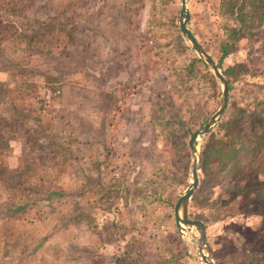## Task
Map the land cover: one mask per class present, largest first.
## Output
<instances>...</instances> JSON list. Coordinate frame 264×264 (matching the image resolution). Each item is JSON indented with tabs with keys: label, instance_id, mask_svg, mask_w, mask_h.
Wrapping results in <instances>:
<instances>
[{
	"label": "rangeland",
	"instance_id": "374dc122",
	"mask_svg": "<svg viewBox=\"0 0 264 264\" xmlns=\"http://www.w3.org/2000/svg\"><path fill=\"white\" fill-rule=\"evenodd\" d=\"M220 3L185 0L235 65L192 157L221 87L181 0H0V264H264V21L221 61Z\"/></svg>",
	"mask_w": 264,
	"mask_h": 264
},
{
	"label": "water",
	"instance_id": "95a60500",
	"mask_svg": "<svg viewBox=\"0 0 264 264\" xmlns=\"http://www.w3.org/2000/svg\"><path fill=\"white\" fill-rule=\"evenodd\" d=\"M185 7V0H181V10H180V20L178 23V28L180 33L190 42L191 48L195 49L198 54L200 55L201 59L205 62L207 67L211 70L212 74L216 77L218 82L220 83L221 87V101L218 109L215 113L209 116L202 125L194 131V133L190 137V148L192 150V157H194V152L197 151L199 157V150L196 144V136L199 137L207 130L209 127L221 116L226 108L227 105V97H228V86L226 84V80L222 75L221 71L216 66L215 62L208 56L205 50L199 45L198 41L195 39L194 35L190 33L187 29L186 20H187V13ZM199 159H197V163H193V167L190 170L191 181L189 185L182 191V194L179 196L177 202L174 205V216H175V223L177 226L182 225H191L198 229L199 231V241L202 242L203 240V223L199 219H190L187 214V206L188 201L193 194L192 192L195 189L197 184V172L196 169L198 168ZM198 249L200 255L206 264H214L213 261L204 254L202 246L198 245Z\"/></svg>",
	"mask_w": 264,
	"mask_h": 264
},
{
	"label": "trees",
	"instance_id": "16d2710c",
	"mask_svg": "<svg viewBox=\"0 0 264 264\" xmlns=\"http://www.w3.org/2000/svg\"><path fill=\"white\" fill-rule=\"evenodd\" d=\"M261 2L262 0H221L219 13H223V17L229 21V27L225 28L227 36L219 49L221 61L233 52V47L238 42L241 31L248 27L245 23L250 22L249 33L254 34L253 32L258 31L260 35V29L258 28L264 21V11L262 12L261 10ZM223 7L224 11L222 10ZM216 65L220 66L219 63H216ZM234 68L235 65L225 67L222 69V73L228 76L232 74L231 72ZM231 151L234 152V150H230V155H233L234 153Z\"/></svg>",
	"mask_w": 264,
	"mask_h": 264
},
{
	"label": "bare ground",
	"instance_id": "6f19581e",
	"mask_svg": "<svg viewBox=\"0 0 264 264\" xmlns=\"http://www.w3.org/2000/svg\"><path fill=\"white\" fill-rule=\"evenodd\" d=\"M197 136H198V135H197ZM197 136H196V137H197ZM196 152H197V151H195V154H196Z\"/></svg>",
	"mask_w": 264,
	"mask_h": 264
}]
</instances>
